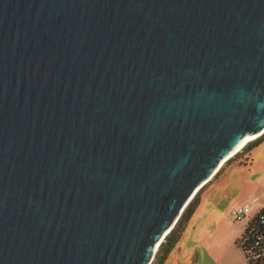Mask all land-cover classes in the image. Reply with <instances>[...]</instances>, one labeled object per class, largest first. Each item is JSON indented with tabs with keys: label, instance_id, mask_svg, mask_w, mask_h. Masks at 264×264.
<instances>
[{
	"label": "water",
	"instance_id": "obj_1",
	"mask_svg": "<svg viewBox=\"0 0 264 264\" xmlns=\"http://www.w3.org/2000/svg\"><path fill=\"white\" fill-rule=\"evenodd\" d=\"M264 132V0H0V264H151Z\"/></svg>",
	"mask_w": 264,
	"mask_h": 264
},
{
	"label": "rangeland",
	"instance_id": "obj_2",
	"mask_svg": "<svg viewBox=\"0 0 264 264\" xmlns=\"http://www.w3.org/2000/svg\"><path fill=\"white\" fill-rule=\"evenodd\" d=\"M196 196L197 204L179 227L177 244L185 256L196 248L200 264H246L237 247L246 222L234 221L230 212L254 197L257 205L264 204V136L230 158Z\"/></svg>",
	"mask_w": 264,
	"mask_h": 264
},
{
	"label": "trees",
	"instance_id": "obj_3",
	"mask_svg": "<svg viewBox=\"0 0 264 264\" xmlns=\"http://www.w3.org/2000/svg\"><path fill=\"white\" fill-rule=\"evenodd\" d=\"M262 136H264V134ZM197 202V196H195L193 200L189 203V205L185 208L175 227L171 230V232L166 236L165 240L161 243L157 254L151 264H163L164 257H160L162 250L164 248H168V251H170V248H173L177 244L181 237L180 231L183 230V228L179 230V227L182 222L187 219L188 215L192 211L193 207L197 204ZM242 239H246V243L248 245L252 244L258 239L260 240V243L255 248V251L257 254L260 255L258 258L260 263L264 264V206L261 209V212L245 228V231L242 235ZM237 244L242 248V245L239 241ZM242 249L244 250V248Z\"/></svg>",
	"mask_w": 264,
	"mask_h": 264
},
{
	"label": "built area",
	"instance_id": "obj_4",
	"mask_svg": "<svg viewBox=\"0 0 264 264\" xmlns=\"http://www.w3.org/2000/svg\"><path fill=\"white\" fill-rule=\"evenodd\" d=\"M259 201L258 197H254L246 203L239 205L237 207H233L230 215L234 221H245L246 227L253 219L261 212L264 204L257 205ZM256 205V206H255ZM242 248L245 250L246 258L249 264H261L259 261V254L256 253L255 248L259 245L260 240L253 242L252 244H247L246 239L239 240Z\"/></svg>",
	"mask_w": 264,
	"mask_h": 264
},
{
	"label": "crops",
	"instance_id": "obj_5",
	"mask_svg": "<svg viewBox=\"0 0 264 264\" xmlns=\"http://www.w3.org/2000/svg\"><path fill=\"white\" fill-rule=\"evenodd\" d=\"M243 233L245 231V228H242ZM243 235V234H242ZM238 245V244H237ZM183 246L180 245V243H178L177 245H175L173 248H170V251H168V248H164L161 252L160 257H164L163 259V264H200L199 262V253L196 250V248L192 249V253L190 254L188 257L185 256V248H182ZM237 247H240L239 245ZM242 249V248H241ZM188 251H191L190 249H188ZM242 251L244 252V250L242 249ZM245 255V253L243 254ZM216 256L215 254H213V256L211 257L213 259V257ZM245 263H248V260L246 258L245 255Z\"/></svg>",
	"mask_w": 264,
	"mask_h": 264
},
{
	"label": "bare ground",
	"instance_id": "obj_6",
	"mask_svg": "<svg viewBox=\"0 0 264 264\" xmlns=\"http://www.w3.org/2000/svg\"><path fill=\"white\" fill-rule=\"evenodd\" d=\"M264 134V132H261V133H259V134H256V135H250V136H247L245 139H244V141L242 142V144L240 145V147L234 152V153H232V154H230V156L228 157V158H226V160H224V162L222 163V165H221V167H223V165L230 159V158H232L234 155H236L240 150H242L250 141H252V140H254V139H257V138H259V137H261L262 135ZM221 167H220V169H221ZM219 169V170H220ZM207 184V183H206ZM205 184V185H206ZM201 189H199L198 191H197V193L200 191ZM197 193H196V195H197ZM195 195V196H196ZM193 200V199H192Z\"/></svg>",
	"mask_w": 264,
	"mask_h": 264
}]
</instances>
